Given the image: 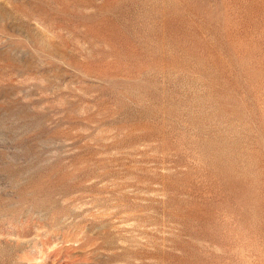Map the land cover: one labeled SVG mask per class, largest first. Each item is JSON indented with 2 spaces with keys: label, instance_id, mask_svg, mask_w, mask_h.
Listing matches in <instances>:
<instances>
[{
  "label": "rangeland",
  "instance_id": "1",
  "mask_svg": "<svg viewBox=\"0 0 264 264\" xmlns=\"http://www.w3.org/2000/svg\"><path fill=\"white\" fill-rule=\"evenodd\" d=\"M0 264H264V0H0Z\"/></svg>",
  "mask_w": 264,
  "mask_h": 264
}]
</instances>
